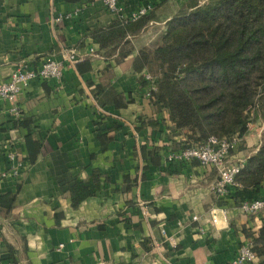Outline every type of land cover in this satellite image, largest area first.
<instances>
[{
  "label": "crops",
  "instance_id": "0c3cea01",
  "mask_svg": "<svg viewBox=\"0 0 264 264\" xmlns=\"http://www.w3.org/2000/svg\"><path fill=\"white\" fill-rule=\"evenodd\" d=\"M119 1L124 16L145 3ZM189 1H164L139 35L101 49L93 31L119 17L100 0H0V80L59 61L62 50L82 58L59 81L35 79L0 100V264H228L243 244L264 264V210L245 216L215 196L213 168L165 162L186 129L174 132L169 111L144 98L145 72L133 71L138 51ZM263 130L250 123L230 159L254 155ZM9 150L23 164L17 176L6 173ZM93 174L99 190L73 209L70 187Z\"/></svg>",
  "mask_w": 264,
  "mask_h": 264
},
{
  "label": "trees",
  "instance_id": "16d2710c",
  "mask_svg": "<svg viewBox=\"0 0 264 264\" xmlns=\"http://www.w3.org/2000/svg\"><path fill=\"white\" fill-rule=\"evenodd\" d=\"M164 1L145 0L150 12L93 31V42L101 49L127 43L145 30ZM133 71L154 78L156 91L149 100L169 111L174 132L186 129L180 150L210 136L242 142L250 123L264 124V0L189 1L138 51ZM141 84L149 86L144 76ZM112 131L115 127L106 134ZM236 181L230 191L235 205L264 198V130L257 152L243 162ZM99 188L97 174L75 180L69 189L72 208ZM250 190L259 193L250 197Z\"/></svg>",
  "mask_w": 264,
  "mask_h": 264
},
{
  "label": "built area",
  "instance_id": "2783aa9c",
  "mask_svg": "<svg viewBox=\"0 0 264 264\" xmlns=\"http://www.w3.org/2000/svg\"><path fill=\"white\" fill-rule=\"evenodd\" d=\"M100 1L104 8L108 12L116 14L120 21L136 20L152 10L151 5L143 4L130 15L124 16L121 14L122 10L119 0ZM77 13L78 10H75L72 14L52 17L51 23L55 24L63 19L71 18L73 15H77ZM81 61L82 58L77 56L75 51L62 50L61 60H44L37 69H30L22 64L10 74L8 79L0 80V100L13 101L16 96L27 89L30 82L35 79L59 81L62 78L64 68L75 70L77 64ZM144 77L149 82V86L144 91V98L149 99L156 91L154 78L149 74H145ZM97 110L102 114H106V112L98 106ZM240 143L241 140L237 137L219 139L215 136H210L204 143L194 144L183 150L166 154L165 162L167 164H172L196 161L201 166L215 169L217 177L211 187L213 194L219 198H230V191L232 188L238 186L236 177L242 169L244 162H233L230 156L232 151L238 148ZM6 159L8 162V170L6 173L8 175L17 176L23 164L18 162L16 154L12 150L7 152ZM238 208L245 216L256 215L264 210V198L242 202ZM192 219L196 220L197 218L193 216ZM211 222H216L214 215L211 217ZM256 258L257 256L253 251L252 245L243 244L239 247L236 256L230 260L228 264H253Z\"/></svg>",
  "mask_w": 264,
  "mask_h": 264
}]
</instances>
